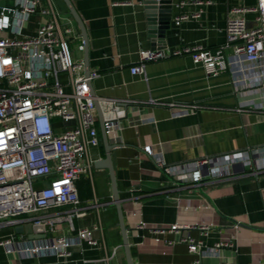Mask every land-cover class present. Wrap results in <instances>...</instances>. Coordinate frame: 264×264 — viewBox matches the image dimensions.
<instances>
[{
    "label": "crops",
    "instance_id": "crops-1",
    "mask_svg": "<svg viewBox=\"0 0 264 264\" xmlns=\"http://www.w3.org/2000/svg\"><path fill=\"white\" fill-rule=\"evenodd\" d=\"M50 1L72 20L77 42L76 59H83L81 30L64 0ZM146 0H72L82 17L89 37L92 92L107 116L106 100H117L126 110L120 119V135L109 136L117 186L122 199L125 222L134 264H264V64L248 67L247 84L237 85L238 64L216 76H208L201 64L188 53L147 62L146 74H133L141 49L162 46L166 51L202 45L216 50L226 44L229 10L236 6H254L257 0H167L173 5L170 27L162 43L153 41L152 13ZM185 1V4L179 5ZM8 2H12L8 0ZM3 4V3H2ZM187 14L180 25L176 17ZM195 14H199L195 16ZM246 19H256L248 12ZM42 20L33 15L26 33L33 34ZM228 55L233 51L228 48ZM176 104L175 107L170 105ZM197 106V107H195ZM188 109L175 115V110ZM96 126L100 143L92 149L97 160L107 155L102 125ZM150 145L153 154L145 147ZM256 150L255 166L235 165L239 174L231 179L206 178L200 184H185L166 174L157 164L177 165L196 159L236 151ZM92 173L77 180L81 207L85 215L75 218L79 228H95L102 237L98 248L86 242L73 248L72 260L100 258L118 247L111 264H127L118 210L113 200L110 170L96 166ZM147 226L188 224L189 229L153 232ZM201 224L211 225L203 230ZM238 224V227H235ZM10 231V230H9ZM8 232L0 230V234ZM65 222L47 237L69 235ZM190 235L202 241L197 252L190 251ZM28 237L27 233H16ZM186 235V236H187ZM39 239V238H37ZM52 252L35 256L7 254L0 247V264H55Z\"/></svg>",
    "mask_w": 264,
    "mask_h": 264
},
{
    "label": "built area",
    "instance_id": "built-area-1",
    "mask_svg": "<svg viewBox=\"0 0 264 264\" xmlns=\"http://www.w3.org/2000/svg\"><path fill=\"white\" fill-rule=\"evenodd\" d=\"M11 1L0 0V230L10 228L0 234V247L7 254L20 256L52 252L58 257L55 264H111L118 247L100 258L72 260L75 246L86 242L98 248L103 239L95 236L97 227L75 226V218L85 215L76 182L83 174L91 175L96 161L92 149L100 143L96 98L91 87L98 73L91 71L87 75L83 60L73 57L67 39L75 34L72 20L51 1L48 7H42L41 0ZM183 4L185 1L179 3ZM248 12L255 13L258 21L250 30L246 27ZM33 15L42 20L33 34H27L26 23ZM186 18L187 14L180 15L175 23L180 25ZM226 36V44L216 50L202 45L171 51L141 49L139 63L131 66V72L146 74L147 62L188 53L208 76L238 64L242 72L234 75V82L247 84L251 74L248 67L264 64V0H257L254 6L232 7ZM228 48L233 51L231 56ZM79 49L84 50L83 42ZM106 101L104 127L108 135L116 137L126 110L117 100ZM170 105L176 106L174 102ZM187 112L186 108L175 110L174 114ZM145 150L153 154L150 145ZM256 154V150L236 151L177 165H166L162 158L156 161L166 174L190 185L206 178L227 180L242 174L235 171V165L253 168ZM63 222L70 234L48 238V233L57 231ZM27 224L44 227L45 237L18 238L16 227ZM210 226L197 227L207 230ZM191 227L196 225L137 224V228H150L153 232ZM186 235L182 239L190 242L191 252H197L203 242Z\"/></svg>",
    "mask_w": 264,
    "mask_h": 264
},
{
    "label": "water",
    "instance_id": "water-1",
    "mask_svg": "<svg viewBox=\"0 0 264 264\" xmlns=\"http://www.w3.org/2000/svg\"><path fill=\"white\" fill-rule=\"evenodd\" d=\"M64 2L70 14L74 17V19L76 20V22L78 23L80 27L81 35H82L83 43H84V57L82 60L85 64V72L87 75H89L91 73L90 62H89V37H88L85 23L82 17L80 16L78 10L76 9L75 5L73 4L72 0H64ZM145 4L150 6L151 13H152V17H151L152 26L150 28V31H151V36L153 37V41L154 42L156 41V44L160 42L162 43L161 39L165 38L166 30L169 29L170 27L171 18L169 14L172 12L173 4L167 0H146ZM155 48H157V46H155ZM158 48H162V46H159ZM91 85H92V82H91ZM95 104H96L98 116H99V119L102 125L104 141L107 146L106 157L103 159L97 160L96 166L106 167L110 170V175H111V180H112L113 200L118 210V217H119L118 224L122 232L123 245H124V249L126 253L127 264H134L130 241H129V235H128L129 228L127 227L126 222H125V217H124V212H123V207H122V199L120 197V191L117 186L115 170H114L113 162L111 160L110 150L113 148V146L110 143L109 136L104 127L105 121H104V114H103L101 104L97 100ZM44 230H45L44 227H39V226L32 225V224L20 225L16 227L17 233L21 234L25 232L28 234V237L30 239L44 238L45 237Z\"/></svg>",
    "mask_w": 264,
    "mask_h": 264
},
{
    "label": "rangeland",
    "instance_id": "rangeland-1",
    "mask_svg": "<svg viewBox=\"0 0 264 264\" xmlns=\"http://www.w3.org/2000/svg\"><path fill=\"white\" fill-rule=\"evenodd\" d=\"M257 25H258V21L256 19H254V20L248 19L246 21V27L248 30L255 28ZM67 39H68L70 51H71L73 57H75V55L78 53L77 42H75V40H73V38L67 37ZM9 230H10V228H7V231H9Z\"/></svg>",
    "mask_w": 264,
    "mask_h": 264
}]
</instances>
